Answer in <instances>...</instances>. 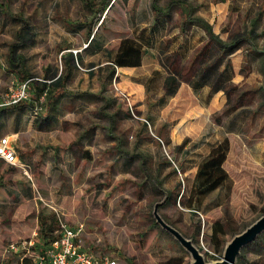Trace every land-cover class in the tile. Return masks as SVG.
Masks as SVG:
<instances>
[{
  "label": "rangeland",
  "instance_id": "obj_1",
  "mask_svg": "<svg viewBox=\"0 0 264 264\" xmlns=\"http://www.w3.org/2000/svg\"><path fill=\"white\" fill-rule=\"evenodd\" d=\"M85 1L91 2L93 11ZM152 1L0 0V103L19 83L30 79L29 97L20 101L15 111H0V138L5 136L2 132L19 124L24 129L28 120L23 124L21 120L35 106L40 107L38 118L50 115L52 127L58 126L53 133L24 129L19 134L16 144L25 147L19 156L28 165L27 172L0 160V264H19L31 249L29 241L36 237L40 208L57 213L68 225L82 223L83 246L95 254L114 257L118 264H174L177 260L190 264V254L156 222L153 212L156 208L158 215L182 234H193L194 217L175 195L184 191L187 198L198 161L210 144L224 138L229 141L224 162L229 180L201 202L197 212L201 230L210 234L209 225L222 218L225 209L238 233L264 214V0H184L193 15L206 20L223 40L245 27H253L259 35L231 57L232 81L245 93L246 101L223 116L220 124L213 123L211 116L224 105L222 92L209 103L204 100V90L196 95L182 82L165 104L155 105L164 73L150 53L141 67L126 70L128 76L148 83V96L124 84L117 70L109 83L106 71L111 65L101 53L87 58L75 79L64 78L58 88L86 95L81 100L88 104L85 111H74L71 106L55 108L59 102L47 98L50 94H45L42 85L45 71L57 70V75L64 76L61 54L68 45L84 47L81 40L87 30H97L96 36L105 40V49L114 52L122 37L153 19ZM169 1L155 0V4L163 8ZM185 10L184 4L170 8L167 37L181 29ZM191 25L188 34L197 29L196 24ZM196 39L195 35L192 40ZM12 45L21 58L18 70L26 78H20L8 65ZM88 69L94 71L88 84L91 92L81 90L86 86L83 77ZM87 127L88 134L78 136ZM202 136L204 142L192 146ZM185 138L189 141L177 148ZM34 140L46 141L40 152L28 147ZM10 144L15 147L13 141ZM49 145L59 151L68 149L72 159L48 160ZM187 148L190 150L185 155ZM85 151L91 153L90 160L81 158ZM175 166L183 171L172 173ZM181 179L183 184L177 188ZM232 237L224 234L216 246L200 234L193 243L202 247L200 253L206 262H213L221 259ZM260 239L264 240V233ZM244 261L264 264V247L260 251L254 244L243 247L236 264Z\"/></svg>",
  "mask_w": 264,
  "mask_h": 264
},
{
  "label": "trees",
  "instance_id": "obj_2",
  "mask_svg": "<svg viewBox=\"0 0 264 264\" xmlns=\"http://www.w3.org/2000/svg\"><path fill=\"white\" fill-rule=\"evenodd\" d=\"M180 4H184L186 8V10L181 13V22L183 25L173 37H167L169 10L172 6ZM7 5V2L3 5L6 10L8 9ZM85 6L90 11L94 10L90 1H85ZM151 9L153 17L152 22L138 29L136 32H133L131 36L122 37L116 50L108 55V57L111 58L110 61L113 63L112 68L114 69V66H140L142 56L150 50H156L157 59L163 69L164 75L160 78L161 94L156 98L155 105L165 104L169 98L174 96L182 82H187L192 92L196 95L207 88L204 99L207 102H209L214 94L222 92L225 96L224 105L220 111L213 113L211 116L213 123L220 124L223 116L234 112L246 101L245 93H242L240 87L232 81L234 70L231 57L237 50L243 48L253 37H258L259 35L254 33L253 27H245L240 31L232 33L227 39L223 40L212 30L211 25L206 20L193 15L192 10L184 0H170L163 8L158 7L155 4V0H153ZM19 19L23 20L21 17ZM103 21L104 18L100 20L98 28ZM191 24H196L197 29H191L190 34H188L187 29ZM73 30L76 32L79 31L78 29ZM96 32L97 30L93 33H91L90 29L87 30L89 39L86 48L91 47L92 50L98 52L102 50L103 43L100 41L97 44H93ZM195 35L197 39L193 41L192 39ZM10 48L11 50L8 53V65L12 67L11 70L18 74L20 78H26V75L18 70L21 58L16 54V47L12 45ZM71 57V55H68V57L61 55L64 64L69 63ZM156 71L159 75H162L159 70ZM114 74V70L111 71L109 78H114V76H116ZM62 79V74L60 73L57 75V70L45 71V79L42 80V85L46 89L45 94H50L47 98L51 96L54 100H57L61 96L79 95L76 94V92L68 90L63 92L58 91L60 84H62ZM143 84L145 93L148 96L150 90L149 85L147 82ZM16 107H19V103L5 105L0 111L8 109L13 110ZM188 141L189 138H185L181 144L177 145V148L185 146ZM201 142H204V136L192 146H196ZM189 150L190 149L187 148L183 153L187 155ZM228 151L229 141L227 138L210 144L207 154L202 156L197 163L187 198L183 197L184 191L175 195V198L179 196L178 201L180 203L188 206L187 208L190 214L194 217L191 218L194 227L192 231L193 234L191 236L183 234L187 238H191L193 242L195 236L197 237L203 234L208 236L212 243L219 246L224 234L230 233L234 236L238 233L235 221L230 217L226 209L222 218L215 219L209 225L210 234L208 235L205 234L204 230H201L200 218L197 216L201 202L212 192L224 187L229 180L228 173L224 168V162L227 158ZM86 152L87 151L84 152V157H86ZM179 170L183 171L182 167L179 168L175 166L172 169V173L176 174ZM182 184L183 179L177 182V188H180ZM208 205L209 203H206L205 206ZM37 221V236L35 237L34 244L30 246L31 253L44 250L60 236L59 220L54 212L40 208ZM263 233L264 231L250 243L257 246V251H260L261 248L264 247V240L260 239ZM38 243H40L39 247H37ZM198 249L202 251V247L198 246ZM180 262V260H177L174 264H180ZM19 264H33V261L30 256L25 255L22 257ZM240 264L251 263L244 261Z\"/></svg>",
  "mask_w": 264,
  "mask_h": 264
},
{
  "label": "crops",
  "instance_id": "obj_3",
  "mask_svg": "<svg viewBox=\"0 0 264 264\" xmlns=\"http://www.w3.org/2000/svg\"><path fill=\"white\" fill-rule=\"evenodd\" d=\"M152 20L153 19H151V20H148L147 22H146V24H145V26H147L148 24H150L151 22H152ZM142 27V26H141ZM140 29V28H139ZM81 30H79L78 32H76V33H79ZM95 30H92L91 31V33H93ZM128 36H131V35H128ZM124 37H126V36H124ZM88 36H86V38H84V39H82L81 41H82V43L83 44H85L86 46H84V47H80V45L79 46H75V45H68V47H69V49H67L65 52H63L61 55H63V56H67L68 57V55H71L72 57H71V59H70V63H66V64H64V66H65V68H64V70H65V74H64V76L62 75V77H63V79L64 78H66V79H68V81H71V80H74L75 78H73V76L75 77V73L76 72H78V70H79V66L80 65H82L84 62H86V59L87 58H94L96 55H98V54H101V53H105L106 54V58H107V61H108V64L109 65H111V66H109V69L106 71L107 72V74H108V76H107V78L109 79V83H110V81H112V79H113V77H110L109 78V75L111 74V71H113L114 70V72L117 70L118 71V73H119V76L120 77H122V78H124L125 80H122V82H125L124 84H128L129 85V87L131 88V89H133V90H135V91H137V92H145V87H144V84L142 83V82H140L139 80H137V78L136 77H132V76H128L127 74H126V70L127 69H136V68H139V67H141L142 65H143V63H144V61L146 60L145 58H146V55L148 54V53H150V56H154V58L157 60V62H158V56H157V52H156V50L155 51H152V50H150V51H148L146 54H144L143 56H142V59H141V64H140V66H137V67H133V66H114V69L112 68V65H113V63L110 61L111 60V58H109L108 57V55L109 54H112L113 53V51H107L106 49H105V40L104 41H101L97 36L94 38V41H93V44H97L98 42H102L103 43V45H102V50L101 51H98V52H95L94 50H92L91 49V47H88V48H86L87 47V43H88ZM117 48V47H116ZM72 49H76V53H73V50ZM116 50V49H115ZM114 50V51H115ZM91 65L93 66V63H91ZM95 67V66H94ZM82 67H80V69H81ZM115 75V74H114ZM93 77H94V71H92V69H88V70H86V73H84V77H83V83H86V86H85V88H82L81 90L82 91H85V90H88V91H90L91 92V88H90V90L88 89L89 88V83L91 82V80L93 79ZM62 79V80H63ZM103 79L104 78H102V81H103ZM90 81V82H89ZM101 81V82H102ZM103 84V87L105 86V82H103L102 83ZM31 86H32V84H30ZM188 85V84H187ZM188 87H189V89H191V87L188 85ZM179 88H180V86H179ZM178 88V89H179ZM204 93H205V95H206V93H207V88H205L204 89ZM218 93V92H217ZM216 93V94H217ZM161 94V93H160ZM216 94H214L212 97H211V99L209 100V103H211L212 102V100L214 99V97H215V95ZM86 95H82V94H79V95H77V96H68V95H66V96H61L60 98H58L57 100H56V102L58 103V105H55L54 107L55 108H60V107H64L65 109L64 110H66V108L69 106H71V108H73V110L75 111H85V109L87 108L86 106H88V104L87 103H81V100H82V98H84ZM204 99H205V97H204ZM56 103V104H57ZM15 109L16 108H14L13 109V111H15ZM31 111L32 110H27V115H25L26 117L25 118H23V120H21V122H22V124L25 122V121H27V124H26V126L24 127V129H33V130H39V133H41V132H45V133H53L54 131H56L57 130V127L58 126H53L52 127V125L54 124L53 122H52V117L50 116V115H48L47 116V114H46V116H44V115H41V117H37L38 116V114L35 116L34 115V109H33V112L31 113ZM26 118H28V119H26ZM48 118H50V119H48ZM51 122V123H50ZM24 129L23 128H21V125L19 124L18 125V127H16V126H14L13 127V129H11L10 131H5V132H2V133H4L5 134V136H7L8 138H9V136H11L12 137V140H10L9 139V141L10 142H14V146L16 147V149H17V151L19 152V154H18V157H19V159L20 160H22L21 158H20V154H21V151L20 150H23V149H25V147L22 145V143H21V145H18V143L16 144V141H17V139H18V136H19V134L22 132V131H24ZM88 134V127L87 128H82L80 131H79V134H78V136H81V137H84V136H86ZM4 137V136H3ZM9 142V143H10ZM18 142V141H17ZM43 142H46V141H43V140H34L32 143H28V147H33V149L35 148V153H37V152H40V150H42V147H41V144L43 143ZM50 142H53V140H51ZM38 144H40V145H38ZM11 145V144H10ZM37 145V146H36ZM48 145V144H47ZM51 146H53V145H49V147H50V152L49 153H47L46 155H47V157H48V160H52V161H56V159H66L67 161L68 160H71L72 159V155H71V152L68 150V149H66V148H63L62 150H57L58 149V147L56 148V147H51ZM14 147V148H15ZM22 155V154H21ZM32 155H34L35 156V154L34 153H32ZM86 157H84L83 155H81V158L83 157L84 159H86V160H90L91 158H92V155H91V153L90 152H86ZM23 156V155H22ZM25 157V156H24ZM82 158V159H83ZM0 160H2V159H0ZM3 161V160H2ZM70 165V164H69ZM73 166V165H72Z\"/></svg>",
  "mask_w": 264,
  "mask_h": 264
},
{
  "label": "built area",
  "instance_id": "obj_4",
  "mask_svg": "<svg viewBox=\"0 0 264 264\" xmlns=\"http://www.w3.org/2000/svg\"><path fill=\"white\" fill-rule=\"evenodd\" d=\"M29 82L30 79H27L19 83L14 90L11 89L10 96L1 102L0 106L16 104L27 99L30 94L28 90ZM121 94L123 93L121 92ZM39 108L35 106L34 115L38 114ZM130 111L133 113L131 105ZM144 121L147 125L149 124L147 120ZM9 142L7 136L0 138V159L7 164L18 166L27 172L28 165L19 159L15 148ZM57 217L59 220L60 236L40 252L31 253L29 248L26 250L25 255L31 257L33 264H118L114 257L106 254H95L92 250L83 246L81 239L83 231L82 223L71 226L63 223L58 215ZM34 236H37V232H34ZM34 242L35 237L30 239L29 246H32ZM11 247L17 248L15 245H11Z\"/></svg>",
  "mask_w": 264,
  "mask_h": 264
},
{
  "label": "water",
  "instance_id": "obj_5",
  "mask_svg": "<svg viewBox=\"0 0 264 264\" xmlns=\"http://www.w3.org/2000/svg\"><path fill=\"white\" fill-rule=\"evenodd\" d=\"M154 217L156 222L168 233H170L180 245L190 254V264H236L237 256L240 250L253 242L256 237L264 231V214L257 218L253 223L247 226L241 232L235 234L225 245L221 259L213 262H206L197 246L194 245L192 239L184 236L180 231L168 224L158 215L156 208L154 209Z\"/></svg>",
  "mask_w": 264,
  "mask_h": 264
}]
</instances>
